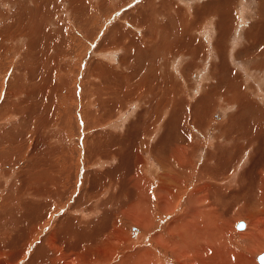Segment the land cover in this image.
<instances>
[{
  "label": "rangeland",
  "instance_id": "1",
  "mask_svg": "<svg viewBox=\"0 0 264 264\" xmlns=\"http://www.w3.org/2000/svg\"><path fill=\"white\" fill-rule=\"evenodd\" d=\"M179 147L191 161H180L188 182L209 181L218 220L233 224L212 243L234 249L231 262L238 251L249 256V218L235 215L264 207V0H0V247H31L20 264L50 260L36 252L51 231L69 240L84 233L83 247L103 237L104 264H130L159 247L172 212L149 208L146 231L137 218L126 224L128 205L151 207L157 196L128 202V185L138 171L155 189L171 187L163 173H172ZM37 181L39 193L58 183L55 201L22 198ZM84 184L98 186L100 208ZM78 200L90 205L84 217L70 210ZM176 202L172 194L169 208L180 212ZM113 244L120 262L108 261Z\"/></svg>",
  "mask_w": 264,
  "mask_h": 264
},
{
  "label": "bare ground",
  "instance_id": "2",
  "mask_svg": "<svg viewBox=\"0 0 264 264\" xmlns=\"http://www.w3.org/2000/svg\"><path fill=\"white\" fill-rule=\"evenodd\" d=\"M155 123H156V121H155ZM176 151H177V153H175L173 155V157L176 159L175 168H173V170L171 171L172 172L171 174H169L167 171H165L166 173H163V174L167 175L168 179H170L169 181H171V182H169V184H170L169 186H171V187H168V185H166V183L164 182L161 186L158 185V188L155 189V188H153V185L150 184V181H146V182L142 181V175L138 171L136 172V175L141 180H138V178L136 176H134L133 178H135V181H134L135 184L130 185V183H129V185H128V188L131 187V189H130L131 194L128 195V196H130L129 197L130 200L128 202H134L138 199L141 200V199L152 198L153 195H157V196L154 198V205L151 207H148L146 205L145 206H143V205L135 206L134 204L128 205L126 209L131 211L132 213L126 217V220H125L126 224H127V222H130V223L133 222L132 219L137 218V224H138L139 228L143 231H146L149 227L154 225L153 220H151V218L148 217L149 214L147 213V210H149V208L153 209L155 212H156V210H159V213H164L168 210V212H172L171 215H173V217H174V218L172 217L171 222L169 223L170 224L169 229L168 230L164 229V231L160 233V237L157 239V245L159 246V247H157L158 249L156 247H152V248L147 249L146 251H140V253L135 254L129 260L130 264H167L166 263L167 261L163 257H160L159 252H160V254H162V253L166 254L165 257H169V258L174 259L175 264H216V263L217 264H256V263H258L256 261L257 255L256 254L254 255V253L257 250L263 249V247H264V218H263L264 207L262 206L263 204L262 203H261L262 205L259 204L260 207L257 210H254V209H256L255 206H248V207L246 206V208H242L241 210H239L238 213H236V215H235L236 218L239 216H247L249 218V221H248L249 226H247V224L245 225L248 227V229H247L244 236L247 238L250 246H252L251 242L252 241H254V242H253L252 250L249 251L250 252L249 256L244 252L238 251L237 252V261L236 262L229 261L228 260L229 259V257H228L229 253L234 252V249H233V251H231L227 247H217V245H214L212 243L213 241L217 242L219 240L218 238H222V237L227 236L229 234V229H230L229 224H226V223L218 220L219 214L218 215L215 214L216 213L215 211L217 210V208L213 207L212 199L209 198V197H211V198L214 197L212 192H213V189L215 187H213L211 189V195L209 196L207 194V192L210 188L209 186L211 185V183L209 181L203 179V177H201V178L196 177L198 183L192 184V183L188 182V179L186 176H187V174L189 175L190 172L187 169V165L185 166V168H183L180 161H182V162L186 161V163H190L191 161H189L188 157L186 156L187 153L184 152L185 150L183 148H181V147L176 148ZM168 163H170V162L168 161V162L163 163V164L167 165ZM185 171H186V175L184 177L186 179L185 178H182V179L184 182L187 181L186 182L187 184L182 182V184L183 183L185 184V186H182L181 181L178 180V177L181 176L182 173H184ZM191 172H192V169H191ZM205 174L210 175L209 173H205ZM16 175H18V174H16ZM190 175H192V174L190 173ZM18 176H20V175H18ZM0 177H3V176H0ZM205 177H207V176L205 175ZM196 178H195V180H196ZM6 179L7 178H5V180ZM171 179H174V181H172ZM210 179L213 181L212 177H210L209 180ZM259 179H260V181L263 180V184L261 186L262 187L261 189H263V190H261V196L262 197H260L259 200L264 203V173L261 172ZM220 181H222V179ZM87 182H88V180H87ZM191 182H193V180ZM179 183H180V185H176ZM229 183H231V181ZM85 184L80 189V191L83 190V193L87 197H92L91 198V201H93L92 206L95 205L92 208H95V209L100 208V205L98 203L101 202L102 199H99V196L93 190V188L98 187L96 185L97 183L91 184L90 186L85 185ZM40 185H41L40 181H37V182H34L31 184V186H33L32 188H28V186H27V190L22 191V189L19 188V189H21V190H19V192H21V193L23 192L22 198L23 199H29V200L44 199L47 201L50 199L51 200L53 199V201H55V199H56L55 196H56V194H58V191H55V188H53V186L56 187L58 185V183L57 184L54 183L53 186L51 187V189H49L50 186H48L47 188L43 189L41 193H39L38 187ZM174 187H178L177 191L173 190ZM58 188H57V190H58ZM189 188H191V190H189ZM23 189H24V187H23ZM135 189H137V192L140 193V194H137L138 196H135V194H134ZM181 189H183V190H181ZM119 190H121V189H119ZM107 192H109V194L110 193L113 194V191L111 189L106 191V194H107ZM214 192H215V190H214ZM172 194L175 195V197H176V201H177L176 203L179 204L181 201V204H183L182 205L183 208L180 212H178L176 209L177 204H175L174 209L171 210L169 208L170 203H171V195ZM100 195H103V194H100ZM131 197H132V199H131ZM214 198H216V197H214ZM87 204L88 203L82 204V202L79 204V200H78L77 204L74 205L75 207L73 209H71L72 208L71 207L70 210L73 212L78 211L79 214H81V217L82 216L84 217L87 214H86V212H84L86 209L84 210L83 208H84V206L87 207L86 206ZM13 205H14L13 208H15L16 202H13ZM39 205H41V204L39 203ZM42 205H43L42 212L46 211L43 214V216H44L49 212L48 208H47L48 204L43 203ZM110 205H111L113 210H115L117 207L116 204H114V202H110ZM88 207H87V209H88ZM40 211H41V209H40ZM176 211H177V213H175ZM156 214H158V212H156ZM46 218H52V216H47ZM65 218L66 219L67 218L72 219L71 217H67V215H65ZM188 219H190L189 220L190 222L188 221ZM74 220H75V218H74ZM77 220H79V219H77ZM65 222H66V220H65ZM69 224H70V222H69ZM79 224L81 225V223H79ZM177 226L182 228L181 236L179 235V233L177 234L174 232V229ZM209 227H212V230L210 229V231H212V232L211 233L208 232L209 234H205V236H206L205 237L204 234L201 233V228H204L205 232H207V231H209V230H207V228H209ZM225 227H228V232L222 233L223 231L226 230ZM115 228L121 230V227L116 225V223H115ZM232 229H233V224H231L230 231ZM41 231L43 232L44 229L39 230L37 233L34 234V236H36L38 238L42 233ZM189 232L194 234V237L191 236L192 235L191 233L189 234L190 235L189 236L188 235ZM83 234L84 233H81L77 238H73L71 240H69L70 236L68 237V239H65V237H64L65 235L54 234L53 231H51L48 234V236H46L43 239L41 236L39 239V242L40 243H43V241L48 242L49 246H48V244H46L47 247H43V244H41L39 247H37L36 253L39 255H42V256L46 255L47 257L50 258V260L45 261L44 259H42L39 261H33V262L26 263V264H58V263L59 264H104V260H105L107 255L103 252L104 247H102L101 245L106 243L105 239L103 237L102 238L99 237L100 239H97L95 237V239H97L95 242L98 243V245H96V247H91V246L83 247L82 243L78 242V241H84L83 237H85V235H83ZM216 234H218V235H216ZM199 235H203V236H199ZM208 235H212V236H208ZM141 237L145 238L146 235H143ZM207 237H209L210 239H208ZM13 238H15V237H13ZM26 238H28V237H26ZM196 238L199 239L201 245H204L206 247H197V242L195 240ZM88 239L91 240L93 238L88 236ZM31 240H32V237H31ZM222 242L224 243V241H221V243ZM203 243H205V244H203ZM51 247H60V249L53 250ZM5 248H6V250H5ZM5 248L0 247V264H20L21 263L20 258L24 254H27L28 249H30L31 247H21V246L20 247H11L10 246V247H5ZM108 248L110 249V253H111V257H110V259H108V261L109 262H120L121 258H119L120 254L116 250V245L113 244L114 250L111 249L112 247H108ZM17 249H19V250L17 251ZM247 249H249V247ZM207 250H208V253H206ZM210 258L215 260L216 263L209 262ZM225 258L226 259L228 258L227 261H223V260H225Z\"/></svg>",
  "mask_w": 264,
  "mask_h": 264
},
{
  "label": "water",
  "instance_id": "3",
  "mask_svg": "<svg viewBox=\"0 0 264 264\" xmlns=\"http://www.w3.org/2000/svg\"><path fill=\"white\" fill-rule=\"evenodd\" d=\"M244 226H245V222H244V221L241 222V223L239 224V227H240V228H242V227H244ZM258 260H259L260 264H264V252H261V253L258 255Z\"/></svg>",
  "mask_w": 264,
  "mask_h": 264
}]
</instances>
